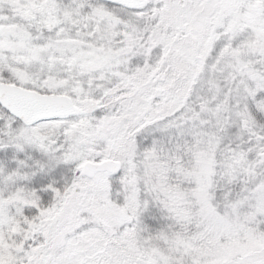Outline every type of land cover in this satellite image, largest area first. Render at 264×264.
<instances>
[{
	"label": "snow or ice",
	"instance_id": "6c2138e0",
	"mask_svg": "<svg viewBox=\"0 0 264 264\" xmlns=\"http://www.w3.org/2000/svg\"><path fill=\"white\" fill-rule=\"evenodd\" d=\"M0 264H264V0H0Z\"/></svg>",
	"mask_w": 264,
	"mask_h": 264
}]
</instances>
